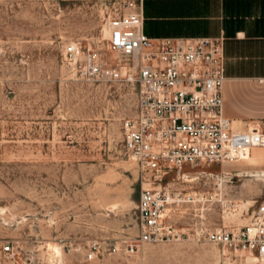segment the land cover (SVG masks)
Segmentation results:
<instances>
[{
  "label": "rangeland",
  "instance_id": "1",
  "mask_svg": "<svg viewBox=\"0 0 264 264\" xmlns=\"http://www.w3.org/2000/svg\"><path fill=\"white\" fill-rule=\"evenodd\" d=\"M118 3L0 0V246L15 248L0 264H221L223 247L205 232L245 225L264 200V164L199 167L168 180L179 236L127 251L143 182L123 148L136 88L83 75L65 52L79 43L78 61L91 53L117 66L106 20ZM253 101L241 106L258 109Z\"/></svg>",
  "mask_w": 264,
  "mask_h": 264
},
{
  "label": "built area",
  "instance_id": "2",
  "mask_svg": "<svg viewBox=\"0 0 264 264\" xmlns=\"http://www.w3.org/2000/svg\"><path fill=\"white\" fill-rule=\"evenodd\" d=\"M144 1L119 0L107 17L108 47L119 55L117 66L91 53L78 61L79 43L65 48L83 75L124 80L136 88V112L124 125L123 139L124 152L143 180L140 234L127 242L130 253L179 236L167 220L173 192L168 180H184L199 167H223L264 148V127L238 131L225 114L224 37H150ZM249 216L241 227L205 232L207 240L223 247L221 264H264V200ZM14 249L7 241L0 253Z\"/></svg>",
  "mask_w": 264,
  "mask_h": 264
},
{
  "label": "crops",
  "instance_id": "3",
  "mask_svg": "<svg viewBox=\"0 0 264 264\" xmlns=\"http://www.w3.org/2000/svg\"><path fill=\"white\" fill-rule=\"evenodd\" d=\"M144 8L150 37H224L225 114L264 118V0H145ZM243 99L258 109H245ZM231 109L247 117H231Z\"/></svg>",
  "mask_w": 264,
  "mask_h": 264
},
{
  "label": "bare ground",
  "instance_id": "4",
  "mask_svg": "<svg viewBox=\"0 0 264 264\" xmlns=\"http://www.w3.org/2000/svg\"><path fill=\"white\" fill-rule=\"evenodd\" d=\"M106 33H107V35L109 34L107 31H106ZM111 52H114V51H111ZM114 53H116V52H114ZM116 55H118V54L116 53ZM233 125H234L235 130L241 131V130L245 129V123L243 120H233ZM250 128H253V126L250 125ZM257 151H260L261 153L258 154ZM253 158L255 161L253 164H251L253 162ZM240 161H244L245 163H247L249 165H262V164H264V148L258 147V148L253 149V151L247 157L239 160V162ZM230 162H233V161H225L224 166ZM189 179H193V178H190V176H185L184 180H189Z\"/></svg>",
  "mask_w": 264,
  "mask_h": 264
}]
</instances>
